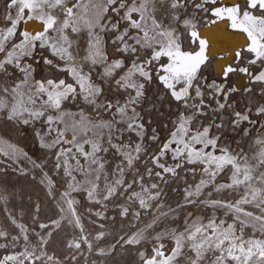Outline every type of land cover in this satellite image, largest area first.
<instances>
[{
	"label": "snow or ice",
	"instance_id": "6c2138e0",
	"mask_svg": "<svg viewBox=\"0 0 264 264\" xmlns=\"http://www.w3.org/2000/svg\"><path fill=\"white\" fill-rule=\"evenodd\" d=\"M0 264H264V0H0Z\"/></svg>",
	"mask_w": 264,
	"mask_h": 264
}]
</instances>
